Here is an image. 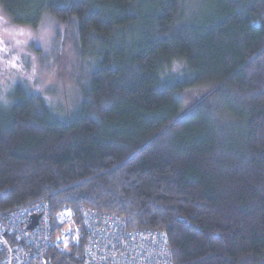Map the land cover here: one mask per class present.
I'll return each instance as SVG.
<instances>
[{
  "label": "trees",
  "instance_id": "obj_1",
  "mask_svg": "<svg viewBox=\"0 0 264 264\" xmlns=\"http://www.w3.org/2000/svg\"><path fill=\"white\" fill-rule=\"evenodd\" d=\"M0 5L17 24L74 20L95 59L65 118L20 84L0 109V217L95 208L165 231L175 264H264V0ZM191 88L203 95L183 113ZM45 262L84 264L83 250Z\"/></svg>",
  "mask_w": 264,
  "mask_h": 264
},
{
  "label": "built area",
  "instance_id": "obj_2",
  "mask_svg": "<svg viewBox=\"0 0 264 264\" xmlns=\"http://www.w3.org/2000/svg\"><path fill=\"white\" fill-rule=\"evenodd\" d=\"M33 216H38L35 226ZM82 248L84 264H175L165 231L130 230L114 213L38 200L0 217V264H46V252Z\"/></svg>",
  "mask_w": 264,
  "mask_h": 264
},
{
  "label": "rangeland",
  "instance_id": "obj_3",
  "mask_svg": "<svg viewBox=\"0 0 264 264\" xmlns=\"http://www.w3.org/2000/svg\"><path fill=\"white\" fill-rule=\"evenodd\" d=\"M91 53L82 50L74 20L64 23L45 11L36 26L17 24L0 5V109L14 99L20 84L65 118L79 106L89 85L95 67ZM202 95L199 88L184 90L183 113Z\"/></svg>",
  "mask_w": 264,
  "mask_h": 264
},
{
  "label": "water",
  "instance_id": "obj_4",
  "mask_svg": "<svg viewBox=\"0 0 264 264\" xmlns=\"http://www.w3.org/2000/svg\"><path fill=\"white\" fill-rule=\"evenodd\" d=\"M32 219H33V223L30 225V228L36 225L38 216H33Z\"/></svg>",
  "mask_w": 264,
  "mask_h": 264
}]
</instances>
